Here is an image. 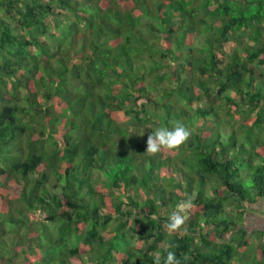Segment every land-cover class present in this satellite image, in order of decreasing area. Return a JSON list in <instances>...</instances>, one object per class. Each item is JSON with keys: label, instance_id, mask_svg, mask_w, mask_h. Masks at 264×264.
Masks as SVG:
<instances>
[{"label": "trees", "instance_id": "obj_1", "mask_svg": "<svg viewBox=\"0 0 264 264\" xmlns=\"http://www.w3.org/2000/svg\"><path fill=\"white\" fill-rule=\"evenodd\" d=\"M262 201L264 0H0V264H264Z\"/></svg>", "mask_w": 264, "mask_h": 264}, {"label": "clouds", "instance_id": "obj_2", "mask_svg": "<svg viewBox=\"0 0 264 264\" xmlns=\"http://www.w3.org/2000/svg\"><path fill=\"white\" fill-rule=\"evenodd\" d=\"M189 135V130L182 124H178L171 129L160 127L148 135L146 152L156 154L160 152L162 148L176 150L187 141ZM182 207L183 209H187L190 207V202L185 201ZM183 223L184 216L182 213L180 211H173L169 217V229L176 230ZM164 264H180L174 251H168Z\"/></svg>", "mask_w": 264, "mask_h": 264}, {"label": "rangeland", "instance_id": "obj_3", "mask_svg": "<svg viewBox=\"0 0 264 264\" xmlns=\"http://www.w3.org/2000/svg\"><path fill=\"white\" fill-rule=\"evenodd\" d=\"M242 182H245L246 185H248V186L250 185V182L248 180H242ZM250 209L251 210L249 211V213L247 215V221L245 223L246 224V227L253 228L255 230H262V231H264V203H262L261 206L256 207V210H254L253 208H250ZM177 210L180 211V212H183L182 211L183 210L182 207H178ZM166 214L169 215L168 211L165 212V215ZM184 219H185V216H184ZM248 238H250V237L248 236ZM250 240H251V242L254 243V246H256V242L254 241L253 237L250 238ZM245 253L246 254H249V255H252V257L250 256L251 257L250 259L255 258L253 256H256L257 259H258L257 254L253 250H251V248L245 249ZM246 254H245V256L247 257V260H248L249 255H246Z\"/></svg>", "mask_w": 264, "mask_h": 264}, {"label": "crops", "instance_id": "obj_4", "mask_svg": "<svg viewBox=\"0 0 264 264\" xmlns=\"http://www.w3.org/2000/svg\"><path fill=\"white\" fill-rule=\"evenodd\" d=\"M262 203H264V201H262V202H258V203H256V204L246 205V207H245L246 211H245V215H244V217H243V226H244V229L247 231L248 236H249L250 238L253 237V239H254V241H255L256 243H257V240H256V236H255L254 233H255V232L262 231V230H255V229H253V228H248V227H246V224H245V223H246V221H247V215H248L249 211L251 210L250 208H253L254 210H256V207L261 206ZM257 213H258V212H257ZM262 232H264V231H262ZM233 235H236V234L233 233ZM247 238H248V237H247ZM250 238H248V239H249V241L251 242ZM251 244L254 245L253 242H251Z\"/></svg>", "mask_w": 264, "mask_h": 264}]
</instances>
